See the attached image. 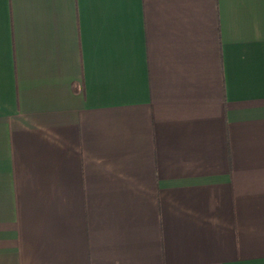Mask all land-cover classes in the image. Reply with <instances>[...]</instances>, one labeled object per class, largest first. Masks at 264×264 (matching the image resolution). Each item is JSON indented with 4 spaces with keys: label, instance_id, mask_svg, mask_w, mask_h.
<instances>
[{
    "label": "crops",
    "instance_id": "0c3cea01",
    "mask_svg": "<svg viewBox=\"0 0 264 264\" xmlns=\"http://www.w3.org/2000/svg\"><path fill=\"white\" fill-rule=\"evenodd\" d=\"M0 264H264V0H0Z\"/></svg>",
    "mask_w": 264,
    "mask_h": 264
}]
</instances>
